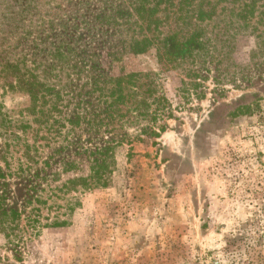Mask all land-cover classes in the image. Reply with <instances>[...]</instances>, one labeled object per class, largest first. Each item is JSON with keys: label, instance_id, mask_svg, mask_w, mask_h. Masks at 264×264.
Here are the masks:
<instances>
[{"label": "rangeland", "instance_id": "obj_1", "mask_svg": "<svg viewBox=\"0 0 264 264\" xmlns=\"http://www.w3.org/2000/svg\"><path fill=\"white\" fill-rule=\"evenodd\" d=\"M66 4L0 0V183L9 185V207L21 208L36 183L45 188L38 195L50 196L54 178L53 187L73 174L63 164L79 141L90 146L85 127L73 134L77 146L67 144V117L75 111L67 93L56 105L47 96L34 110L19 72L7 65L29 54L34 66L30 53L36 43L49 49V21ZM225 23L220 49L204 65L208 71L192 64L163 66L155 48L113 62L114 74L122 68L159 72L174 117L157 143L139 134L141 125L126 126L135 137L133 148H117L107 187L67 195L82 202L68 225L42 227L23 246L10 244L0 231V264H264V21L252 19L255 32L228 27L229 17ZM41 55L43 64H53L50 52ZM193 67L203 99L182 91ZM46 80L63 88L66 71ZM65 210L50 213L44 206L43 215Z\"/></svg>", "mask_w": 264, "mask_h": 264}, {"label": "trees", "instance_id": "obj_2", "mask_svg": "<svg viewBox=\"0 0 264 264\" xmlns=\"http://www.w3.org/2000/svg\"><path fill=\"white\" fill-rule=\"evenodd\" d=\"M259 1L66 0V8L53 13L49 21V49L36 43L35 50L30 53L34 66L28 65L29 54L17 63L8 62L7 65L19 72V86L30 95L34 110L47 96L56 105L55 101L63 99L62 93H67V105L69 109H75L71 117H67L70 125L67 144L77 146L73 134L77 128L85 127L83 131L87 128L90 146L86 147L80 140L78 150L63 164V171H74L73 174L53 187L58 179L54 178L50 196L46 197L37 194L45 188L36 183L28 189L31 193L27 194L21 208L7 205L5 189L9 185L0 183V231L8 242L17 246L22 242L23 246L27 239L37 236L42 227L68 225V216L82 202L67 195L107 187L109 175L117 163V148L125 144L133 148L135 137L125 130L126 126L141 125L139 134L153 139V143H157L156 139L167 129V119L174 117V110L162 92L160 73L124 72L122 68L114 74L112 69L116 64L113 62L121 61L127 53L139 55L155 48L159 62L166 67L210 64L215 51L220 49L219 37L227 26L226 23L222 26L226 17L230 18L228 27L236 28L237 32L257 31L258 26L251 21L256 17L264 21V2ZM56 7L60 8L59 5ZM49 52L53 64H43L42 55H38ZM105 56L110 60L107 61ZM194 67L186 74L188 81L183 80L182 91L203 99L206 93L198 90L201 83L197 79L200 77ZM204 67L208 71V67ZM62 69L66 71L67 82L57 89L46 79ZM54 76L58 77L57 74ZM214 80L220 82L218 77ZM191 88L194 91L191 92ZM217 93L223 97L226 90L220 88ZM138 139L144 140L142 136ZM57 199H66V203L61 205ZM44 206L50 213L60 208L66 210L44 216ZM22 256V251H17V260Z\"/></svg>", "mask_w": 264, "mask_h": 264}]
</instances>
